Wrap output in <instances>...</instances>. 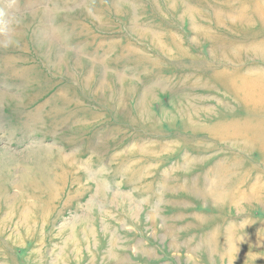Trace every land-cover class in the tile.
<instances>
[{"label":"rangeland","instance_id":"obj_1","mask_svg":"<svg viewBox=\"0 0 264 264\" xmlns=\"http://www.w3.org/2000/svg\"><path fill=\"white\" fill-rule=\"evenodd\" d=\"M246 80L264 0H0V264H264Z\"/></svg>","mask_w":264,"mask_h":264},{"label":"bare ground","instance_id":"obj_2","mask_svg":"<svg viewBox=\"0 0 264 264\" xmlns=\"http://www.w3.org/2000/svg\"><path fill=\"white\" fill-rule=\"evenodd\" d=\"M78 65L80 67H82V62L81 63L78 62ZM230 86H231V84H230ZM237 91L244 98L246 104H248L247 102L252 100V99H258L259 98L257 100L256 104H251V106H250L252 108L251 112H253V114L262 113L264 111V81H251V82H249L246 80V81L238 84ZM263 126L264 125L259 127V129H256V133H255L256 139L259 138L258 135H259L261 129H263ZM65 161L68 162L70 168L71 167L76 168L78 165V163L75 161V159L74 160H67L65 157L62 156V162H65ZM19 217H21V218L19 219ZM25 221H27V218L25 219L24 216H21L18 214L17 225L20 226V225H22V222H25Z\"/></svg>","mask_w":264,"mask_h":264}]
</instances>
